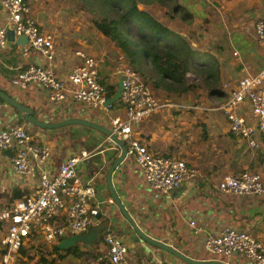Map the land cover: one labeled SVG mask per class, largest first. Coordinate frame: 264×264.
Wrapping results in <instances>:
<instances>
[{
  "label": "crops",
  "instance_id": "1",
  "mask_svg": "<svg viewBox=\"0 0 264 264\" xmlns=\"http://www.w3.org/2000/svg\"><path fill=\"white\" fill-rule=\"evenodd\" d=\"M34 1L28 0L32 17L54 38L56 53L50 68L57 77L67 79L72 67L79 62L75 52L80 50L97 58L99 78L104 80V84H113L112 80H118L113 71L115 60L122 53L113 42H102V45L95 47L84 37L75 38L60 32L66 30V27H62L54 16L42 13L43 0ZM176 1L190 16L182 21L181 11H173L172 6L164 7L163 14L170 16L174 25L178 21L180 26L163 21V17L157 19L182 34L192 48L200 53L202 76L205 78L211 73V77L218 80L224 95L212 96L203 90L200 95L197 94L200 90L181 95L155 91L160 99L170 101V105L133 126V136L146 144L153 153L183 159L187 165L197 168L200 176L185 180L169 195H162L148 188L138 165L126 156L124 163L115 172L113 184L121 199L130 207L141 230L148 236L165 242L194 260L252 264L241 255L231 258L209 255L204 248V236L208 231L218 233L224 227H233L248 230L264 245V193L261 196L236 197L220 192L217 187L224 175L238 174L245 170L258 173L264 183V140L260 138L258 147L250 148L245 140L230 132L228 120L219 108L228 96L225 84L235 85L241 77L256 73L264 67V44L257 43L253 29V23L264 18V0H201L210 5L202 21L194 18V13L181 0ZM7 22L8 15L0 0V27L7 25ZM196 22L202 28L197 27ZM25 45L8 42L6 48H0V88L30 106L36 118L55 117L54 120L63 121L65 118L79 117L108 127V120L112 116H124L119 100L114 101L112 104H116L106 112L92 109L71 98L52 101L48 91L37 84H30L26 89L13 86L11 79L19 70L32 64L48 63L33 50L25 53ZM109 66H112L111 73L107 70ZM100 69L104 71L102 75ZM216 98H221L222 102L216 101ZM16 122L14 116L7 113L6 104L0 103V130ZM17 123L24 124L22 121ZM24 125L34 141L50 147L52 169L71 155L88 152V158L79 163L77 173L80 178L95 186V201L99 206V214H102L99 223L105 225L109 232L122 237L128 247L127 264H153L160 261L187 264L163 250L148 245L141 247L130 234L132 230L127 225L117 231V227L107 223L103 214L111 198L104 178L98 177V167L102 160L109 161V166L119 156L120 148L116 144L101 132L83 126L51 130ZM255 137L258 138L257 135ZM14 151L15 148L0 151V208L10 202L25 199L37 191L38 170L33 168L32 173L26 177L16 174L11 167ZM116 175H120V180ZM191 221L199 227L198 231L190 225ZM4 236V225L0 222L1 247ZM102 241L103 235L95 247L90 249V252L98 256L96 258L88 255L75 258L66 254L68 250L58 248V252H53L51 249L58 242L43 247L28 241L19 259L13 264L22 260L31 261L30 264H93L94 261L96 264H106V260H99L107 250ZM32 253H40V256L31 257ZM41 257L47 262H40Z\"/></svg>",
  "mask_w": 264,
  "mask_h": 264
},
{
  "label": "built area",
  "instance_id": "2",
  "mask_svg": "<svg viewBox=\"0 0 264 264\" xmlns=\"http://www.w3.org/2000/svg\"><path fill=\"white\" fill-rule=\"evenodd\" d=\"M1 5L8 22L0 27V48L7 47L6 31L11 28L16 35L27 37L25 53L32 49L48 62L19 70L11 79L13 86L26 89L30 84H37L48 91L52 101L71 98L92 109L107 112L111 108L112 104L106 105L108 91L100 82L96 57L78 50L75 55L79 62L72 67L66 80L60 79L50 68L56 53L54 38L34 20L28 0H1ZM253 29L257 43L264 44V18L257 19ZM113 73L122 79L119 101L124 116H112L108 127L125 143L126 156L138 165L149 189L169 195L183 181L199 177L200 171L183 159L153 153L133 136V126L168 107L170 101L158 98L122 55L115 60ZM224 87L228 96L219 108L228 120L230 132L245 140L250 148L258 147V140H264V67L241 77L235 85L225 84ZM10 148H15L11 157L13 171L26 177L36 168L39 182L35 194L0 208V222L5 231L1 241L5 252L0 264H11L19 259L28 241L35 246L51 245L65 236L87 232L96 225L94 219L99 214L95 186L77 173L79 163L88 158V152L71 155L52 169L50 147L34 141L26 126L20 123L0 130V151ZM217 187L220 192L236 197L264 193L260 175L249 170L224 175ZM190 225L198 231L194 221ZM103 242L107 250L99 260H106V264H127L128 248L122 237L108 231L103 234ZM204 248L214 256L241 255L252 264H264V245L248 230L224 227L218 233L208 231L204 236Z\"/></svg>",
  "mask_w": 264,
  "mask_h": 264
},
{
  "label": "trees",
  "instance_id": "3",
  "mask_svg": "<svg viewBox=\"0 0 264 264\" xmlns=\"http://www.w3.org/2000/svg\"><path fill=\"white\" fill-rule=\"evenodd\" d=\"M92 1L95 0H86L90 4ZM99 1L108 4L117 13V17L105 18L104 16L101 20H95V28L98 32L110 38L129 65L142 75L144 81L154 93L163 90L169 94L181 95L194 93L198 90L199 85L195 82L190 83L187 74L192 71L202 72L200 53L193 49L181 34L164 25L146 10L147 6L159 5L166 7L169 4L171 6L174 4L172 9L175 10L173 11H181L180 19L185 21L190 13L176 0ZM140 3L143 4L144 8L139 9L138 4ZM148 64L151 65V68L146 69L145 66L147 67ZM212 66L214 69L216 68L214 63ZM202 78L210 95H224L218 80L211 77V73L210 76L205 78L202 76ZM100 82L104 84V80L100 79ZM104 85H106L108 91L107 97L114 96L117 84ZM155 95L157 96L156 93ZM51 250L58 252L56 246H53ZM40 253L42 254V251ZM66 254L75 258L84 255L92 258L98 257L90 250H82L79 247L69 249ZM40 262L47 261L44 257H41ZM93 264H96L95 261Z\"/></svg>",
  "mask_w": 264,
  "mask_h": 264
},
{
  "label": "water",
  "instance_id": "4",
  "mask_svg": "<svg viewBox=\"0 0 264 264\" xmlns=\"http://www.w3.org/2000/svg\"><path fill=\"white\" fill-rule=\"evenodd\" d=\"M6 38L8 42L16 43L18 45L27 44L28 39L25 35H18L10 28L6 31ZM122 92V79L119 78L117 81V89L115 95L111 98H108L106 101L107 104H112L114 101L119 100ZM0 103L6 104L7 113L10 116H14L17 122H23L30 126H36L43 129H58L66 126H83L92 130H97L101 132L104 136L108 138L111 142L116 144L120 148L119 156L108 166L109 161L102 160L98 167L99 173L98 177L104 178L106 189L111 198L109 203V208L106 209L105 214H103L107 223H110L117 227V231L121 228H126V225L129 229L132 230L131 235L134 236V239L141 244V247L148 245L150 247L163 250L173 256H175L180 261L187 264H226L218 260H194L190 258L185 253L179 251L172 246H169L165 242L154 239L147 234H145L139 224L137 223L135 217L130 212L129 208L125 202L121 199L118 189L115 188L113 184V177L115 172L119 167L124 163L126 157V146L125 143L119 139L107 126H102L97 122H93L87 119H82L79 117H69L65 118L63 121L54 120L55 117L51 119H38L34 116L32 108L30 106L24 105L23 102L17 100L16 98L8 95L4 90L0 88ZM58 119V118H57ZM53 121V122H49ZM116 178L120 180V175H116ZM102 214H98L95 217L96 225L91 227L87 232L77 235L65 236L57 243V248L59 250H69L73 247H79L82 250L93 249L96 243L99 241L101 235L108 232L105 229V225L99 223V219ZM121 227V228H120ZM129 235V237L131 236Z\"/></svg>",
  "mask_w": 264,
  "mask_h": 264
},
{
  "label": "rangeland",
  "instance_id": "5",
  "mask_svg": "<svg viewBox=\"0 0 264 264\" xmlns=\"http://www.w3.org/2000/svg\"><path fill=\"white\" fill-rule=\"evenodd\" d=\"M36 1L39 2L40 0H35L34 2ZM181 3L187 6V8L194 13V18L200 21H202L203 18L206 16V12L208 10V7L210 6V5H207L206 1H201V0H181ZM173 5H172V8H173ZM168 6H171V4H169ZM138 7L139 9L144 8L143 4L141 3L138 4ZM147 8L152 14L156 16V18L163 17V21H166L169 24L174 25V23L171 22L170 16H166L165 13L163 14L164 7L153 5V6H147ZM172 10H175V9H172ZM160 12H161V16L159 15ZM42 13L44 15L47 14L50 17L54 16V18L59 21V24L62 27L64 26L66 27V30H61L60 32H64L66 35L74 36L75 38L84 37L85 39L88 40L89 44H91L92 46L93 44L95 47L96 45H102L103 44L102 42H106V43L112 42L110 38L106 37L105 35L97 31L94 25V21L101 20V18L104 16L105 18H116L117 13L113 11L108 4L102 3L99 0L92 1L91 4L86 2V0H43ZM172 13L173 12H171V14ZM199 24H200L199 22L195 23L197 27L199 26V28H202ZM174 26H180L179 22L177 21L176 25ZM115 54H116V51H114V55ZM145 68L149 69L151 68V65L148 64L147 67L145 66ZM111 69H112V66H109V68H107L109 73H111ZM100 72H101L100 75H102L104 72L103 69H100ZM201 75L203 74L200 71H195V72L192 71L187 74L188 80L190 83L195 82L199 85L197 87V89L200 90L198 91L199 93H197L198 95L202 93V90L205 94H208L209 90L206 88V85ZM117 81L112 80V82L114 83ZM217 100H219L220 103L222 102L221 98L220 99L216 98V101ZM105 207L109 208L108 205H106ZM101 243L104 244L103 241ZM4 252L5 251L0 246V257L1 258ZM22 256H23V253H22ZM38 256H40V253H37V255L32 253L31 257L36 258ZM219 257H223V256H219ZM30 262H28V260H22L21 262H17V264H30ZM39 264H42V263H39Z\"/></svg>",
  "mask_w": 264,
  "mask_h": 264
},
{
  "label": "clouds",
  "instance_id": "6",
  "mask_svg": "<svg viewBox=\"0 0 264 264\" xmlns=\"http://www.w3.org/2000/svg\"><path fill=\"white\" fill-rule=\"evenodd\" d=\"M18 36V35H17ZM123 56V55H122ZM124 57V56H123ZM125 58V57H124Z\"/></svg>",
  "mask_w": 264,
  "mask_h": 264
}]
</instances>
